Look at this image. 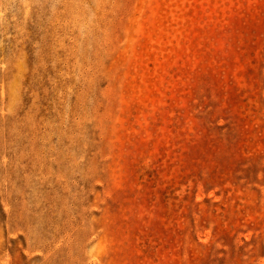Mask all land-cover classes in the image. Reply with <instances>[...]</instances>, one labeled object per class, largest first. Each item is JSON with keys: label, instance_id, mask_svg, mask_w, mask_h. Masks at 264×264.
Here are the masks:
<instances>
[{"label": "rangeland", "instance_id": "obj_1", "mask_svg": "<svg viewBox=\"0 0 264 264\" xmlns=\"http://www.w3.org/2000/svg\"><path fill=\"white\" fill-rule=\"evenodd\" d=\"M0 264H264V0H0Z\"/></svg>", "mask_w": 264, "mask_h": 264}]
</instances>
